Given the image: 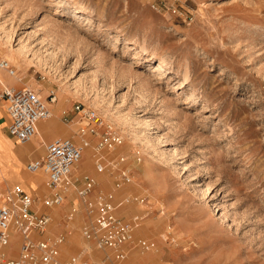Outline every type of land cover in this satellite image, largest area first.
Returning <instances> with one entry per match:
<instances>
[{
    "label": "rangeland",
    "instance_id": "rangeland-1",
    "mask_svg": "<svg viewBox=\"0 0 264 264\" xmlns=\"http://www.w3.org/2000/svg\"><path fill=\"white\" fill-rule=\"evenodd\" d=\"M159 1L168 10L148 0H0V62L14 67L20 89L44 99L55 91L51 108H62L52 120L69 132L60 137L79 141L63 120L77 103L101 114V133L123 137L105 153L127 157L131 171L116 191L119 215L148 211L136 239L153 247L132 246L122 264H264V0ZM3 136L0 194L28 184L31 152ZM79 168L117 190L115 175L97 172L93 148ZM133 197L146 205L128 204ZM79 201L47 211L52 233L67 231ZM84 223L78 215L69 225L64 258L91 250Z\"/></svg>",
    "mask_w": 264,
    "mask_h": 264
},
{
    "label": "built area",
    "instance_id": "built-area-1",
    "mask_svg": "<svg viewBox=\"0 0 264 264\" xmlns=\"http://www.w3.org/2000/svg\"><path fill=\"white\" fill-rule=\"evenodd\" d=\"M148 5L159 13L168 10L159 0H148ZM0 69L11 77L15 76L14 67L8 61H1ZM0 100L6 102L9 135L25 144L35 138L40 122L52 118L51 106L57 102V94L51 91L44 99L30 88L17 90L1 85ZM73 111V116L64 111L63 120L78 127L79 141L55 138L46 145L43 157L26 165L29 173L42 172L45 175L46 195L38 201L21 185L0 195V264H122L132 246L143 252L152 250L151 243L136 239V230L148 211L137 213L130 219L119 215L116 191L131 183V171L127 157L111 158V154L105 153L121 147L123 137L112 131L101 133L106 125L98 111L80 103ZM90 148L95 151L97 172L109 171L115 175L117 190L114 192L100 189L97 180L79 168L85 151ZM136 161L139 162V157ZM74 194L80 201L65 216L67 231L52 233L53 218L47 211L62 207ZM127 203L146 205V199L133 197L127 199ZM82 212L86 218L81 233L91 250L84 248L64 258L63 248L71 236L69 225ZM13 244L15 250L10 252ZM94 250L103 253L104 258L92 259Z\"/></svg>",
    "mask_w": 264,
    "mask_h": 264
},
{
    "label": "crops",
    "instance_id": "crops-1",
    "mask_svg": "<svg viewBox=\"0 0 264 264\" xmlns=\"http://www.w3.org/2000/svg\"><path fill=\"white\" fill-rule=\"evenodd\" d=\"M0 79L5 82V83L3 82L4 84H2V82L0 81V88H1V85H4L5 87H8V88H15L17 90H19L21 88L20 83L17 82V80H15L12 77H10L9 74L6 71L2 70V69H0ZM61 108L62 107L59 108L57 106V107L52 108V111L60 112ZM9 125H10V119H9V116H8V113H7L6 102L0 100V133H2L4 135L3 138H7L8 140H12L13 142H15L18 145H28L29 144V146L27 148H23L22 149L24 154H27L28 150L31 149L30 159H28V161L24 164L23 170H24L25 173H27L29 175H34V176L25 175L26 178L28 177L27 178V183L28 184H26L24 186V188L27 191H30V193L37 200L39 199L38 197L41 195V194L39 195L37 193L39 192V190L43 189L45 191V193L40 198V199H42L47 193L46 187H45L46 177H45V175L42 172L40 173L42 175V184L38 186V182L41 180V177H40V180L37 181V182L32 181V178L35 179L36 176L39 173L38 174L29 173L26 170V165L29 162H31V161L38 160L41 157H43L45 155V148H46V145L48 143H50L52 140H54L55 138H58L60 136H67L69 134V132L60 129L59 126L57 125V123L54 120H50V121L42 122V123L39 124L38 130H40V131H39V134L37 133V135L35 136V138H34L35 140L33 139L34 141L32 140L31 142H28V143H25V144H21L16 139L12 138L9 135V133H8ZM38 138H40L41 141H39ZM62 138H69V137H62ZM4 141H5V139H4ZM4 141H3V144H4ZM10 154H11V156L13 158V161H15V165H18L19 164V159L21 158V155L19 154V151L18 150H14ZM17 167L18 166H16V168ZM16 168L13 171L16 174H18L19 171ZM13 187H10V188L6 189L3 193H5L6 191L12 189ZM3 193H1V194H3ZM38 201H40V200H38ZM58 212H60V211H58ZM81 217H83L84 219L86 218L85 214L83 212L81 214Z\"/></svg>",
    "mask_w": 264,
    "mask_h": 264
},
{
    "label": "bare ground",
    "instance_id": "bare-ground-1",
    "mask_svg": "<svg viewBox=\"0 0 264 264\" xmlns=\"http://www.w3.org/2000/svg\"><path fill=\"white\" fill-rule=\"evenodd\" d=\"M162 67H163V65H162V64H159V65L157 66V68H156V71L161 70ZM10 77H11V76H10ZM12 78L15 79V80H17V81L21 80V79H19L18 76L16 75V71H15V76L12 77ZM13 89H15V88H13ZM51 107H53V105H52ZM53 118H54V114H53V112H52V118L49 119L48 121L52 120ZM42 122H46V121H42ZM42 122H40V123H42ZM40 123H39V124H40ZM39 124H38V126H39ZM39 131H40V130H38V134H39ZM38 136H39V135H38ZM38 136H37V137H38ZM37 137H36V138H37ZM34 140H35V139H34ZM34 140H33V141H34ZM30 142H31V141H30ZM31 144H32V143H31ZM31 144H30V145H31ZM81 162H82V161H81ZM80 164H81V163H80ZM38 173H41V172H36L35 174H38ZM39 180H40V175H39V174L36 176L35 179L32 178V181H34V182H37V181H39Z\"/></svg>",
    "mask_w": 264,
    "mask_h": 264
}]
</instances>
